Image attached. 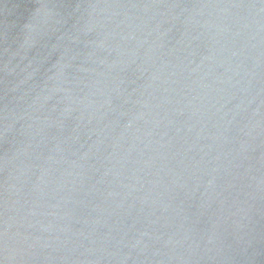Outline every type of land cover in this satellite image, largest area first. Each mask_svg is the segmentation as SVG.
I'll use <instances>...</instances> for the list:
<instances>
[{
  "label": "water",
  "instance_id": "95a60500",
  "mask_svg": "<svg viewBox=\"0 0 264 264\" xmlns=\"http://www.w3.org/2000/svg\"><path fill=\"white\" fill-rule=\"evenodd\" d=\"M0 264H264V0H0Z\"/></svg>",
  "mask_w": 264,
  "mask_h": 264
}]
</instances>
